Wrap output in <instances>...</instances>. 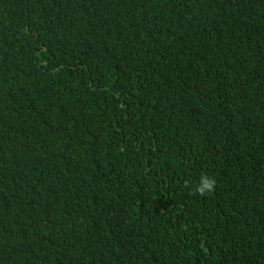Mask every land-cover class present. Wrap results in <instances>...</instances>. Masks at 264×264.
<instances>
[{
	"label": "trees",
	"instance_id": "obj_1",
	"mask_svg": "<svg viewBox=\"0 0 264 264\" xmlns=\"http://www.w3.org/2000/svg\"><path fill=\"white\" fill-rule=\"evenodd\" d=\"M0 264H264V0H0Z\"/></svg>",
	"mask_w": 264,
	"mask_h": 264
},
{
	"label": "clouds",
	"instance_id": "obj_2",
	"mask_svg": "<svg viewBox=\"0 0 264 264\" xmlns=\"http://www.w3.org/2000/svg\"><path fill=\"white\" fill-rule=\"evenodd\" d=\"M216 186L217 182L214 178H210L207 175H202L199 184L194 190V193L200 196L211 195L214 193Z\"/></svg>",
	"mask_w": 264,
	"mask_h": 264
}]
</instances>
